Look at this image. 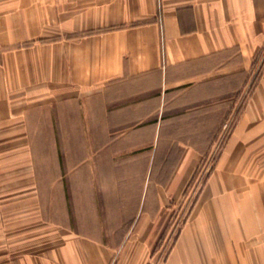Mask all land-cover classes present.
<instances>
[{"label": "crops", "instance_id": "1", "mask_svg": "<svg viewBox=\"0 0 264 264\" xmlns=\"http://www.w3.org/2000/svg\"><path fill=\"white\" fill-rule=\"evenodd\" d=\"M188 198L173 264H264V0H0V264H137Z\"/></svg>", "mask_w": 264, "mask_h": 264}, {"label": "rangeland", "instance_id": "2", "mask_svg": "<svg viewBox=\"0 0 264 264\" xmlns=\"http://www.w3.org/2000/svg\"><path fill=\"white\" fill-rule=\"evenodd\" d=\"M232 123L233 119L229 118V121L223 124L216 142L209 146L210 150L205 153L196 176L198 180L194 181L196 183L193 184L198 185L203 177L202 175L211 169L217 154L220 152L223 140L231 129ZM201 173L202 175L199 177ZM189 200L190 198H188L186 204L185 201L179 202L172 209L166 211V220H159V223L155 226L153 237H150L145 242V245H140L141 249L137 264H173L174 253L178 248L179 234L185 222V213L190 207ZM131 259L130 257L124 258L121 263L131 264ZM119 261L120 259L116 258L113 263L116 264ZM132 263L134 264L135 262L133 261Z\"/></svg>", "mask_w": 264, "mask_h": 264}]
</instances>
